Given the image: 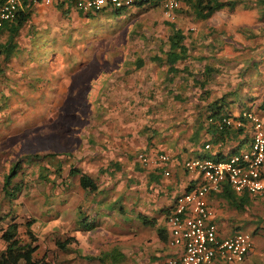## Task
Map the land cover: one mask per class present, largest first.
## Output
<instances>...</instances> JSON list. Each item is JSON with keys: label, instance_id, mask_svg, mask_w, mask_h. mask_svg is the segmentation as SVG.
I'll use <instances>...</instances> for the list:
<instances>
[{"label": "rangeland", "instance_id": "374dc122", "mask_svg": "<svg viewBox=\"0 0 264 264\" xmlns=\"http://www.w3.org/2000/svg\"><path fill=\"white\" fill-rule=\"evenodd\" d=\"M233 3L234 7L224 6L203 21L193 19L189 13L179 9L174 19H167L158 6L151 5L143 8L129 6L119 16L109 12L85 17L70 13L61 16L54 9V15H44L39 22L34 20V39L28 59L29 62L34 61V66H31L34 78L30 79L33 84H29L28 79L13 81L17 76L10 75V81L5 82L6 86L3 83L0 89V92L6 91L0 96V166L5 174L14 170L6 189L14 191L13 185L18 188L13 198L4 196L0 188V215L5 216V212L10 211L17 223L16 235L22 240L27 239L23 222L32 218L29 228L38 237V248L33 255L39 258L44 254L39 264H52L62 251L53 245L51 236L61 237L70 210L67 208L65 217L62 203L65 193L53 192L64 184L77 182L76 175L70 177L67 169L71 165L78 168V164L62 155L84 137L85 124L92 126L101 119L96 111L104 90L97 82L98 77L117 65H133L138 57L143 61L141 70L146 75L150 71L154 73L156 66L149 55L165 41L168 33L165 21L175 20L193 34L202 30L212 33L222 46L220 53L229 57L238 52L236 49L252 54L259 62L246 67L244 74L232 75L230 79H236L238 84L233 83V86L242 96L254 98L252 103L264 97V13L259 20L256 16L260 11L258 4L238 9L240 1ZM43 10L34 6V9H29V15L35 18L48 11L47 7ZM223 39L233 40L236 49L231 51L232 47ZM232 69L235 73L237 68L234 70L231 66L229 71ZM221 75V82L229 78L224 73ZM46 91L53 92V97L58 98L56 104L52 105L51 94ZM232 110L234 113L235 107ZM255 112L264 122V107ZM53 151L57 153L49 154ZM140 151L143 150L133 153L135 161V155ZM33 153L38 155V159L30 157ZM14 198L16 202L12 201ZM212 204L223 215L222 223L226 219L229 223H240L245 231L251 233L253 248L242 264H264V197L252 198L240 210L218 198L213 199ZM79 214L76 212L78 217ZM154 215L158 216L159 212L155 211ZM11 225L10 217L0 221L4 229L11 231ZM52 225L59 228L55 235L49 236Z\"/></svg>", "mask_w": 264, "mask_h": 264}, {"label": "crops", "instance_id": "0c3cea01", "mask_svg": "<svg viewBox=\"0 0 264 264\" xmlns=\"http://www.w3.org/2000/svg\"><path fill=\"white\" fill-rule=\"evenodd\" d=\"M40 5L32 2L28 9L39 6L41 11H45L44 7L48 11L35 18L34 15L29 16L17 35V54L0 65V89L3 83L6 86L5 82L10 81V75L17 76L13 81L28 79L29 84H33L30 79L34 78V68L31 67L34 61L28 60L31 50L28 45L34 39V20L39 22L44 15H54L52 11L55 9L51 5H43V8ZM68 13L82 16L100 12L71 9ZM229 68L227 73H222L230 77L235 73ZM98 78L97 82L104 90L96 111L101 119L93 126L85 124L84 137L62 155L74 159L78 168L95 181L96 188H82L76 182L64 184L53 192L65 193L62 202L64 216L67 217V208L70 212L59 239L51 236L59 227H49L48 235L53 239V245L67 239L65 246L60 248L61 256L58 254L52 264H162L171 249L164 228L165 210L161 207L170 205L173 195L183 189L187 181L188 175L181 166V159L195 156L200 151L197 143L201 138H207L201 129L197 139L190 143L198 124L195 117L199 109L198 100L192 97V90L188 100L173 98L175 91L168 89L176 86L174 82H165L155 71L146 75L141 67L134 68V65H117ZM215 88L213 94H219L225 89L224 81ZM2 93L6 91L0 92V96ZM47 94H51L52 105L56 104L58 98L53 97V92L48 91ZM144 125L149 127L146 132L141 131ZM136 150L169 154L171 159L164 166L170 169V173L163 175L158 166L143 167L134 159ZM155 169L159 172L155 171L158 177L151 178ZM4 174L0 166V188ZM12 201L16 202L15 198ZM155 211L159 212L158 216L154 215ZM139 215L154 220L155 224L150 226L140 222ZM102 253L109 254L99 260L97 257Z\"/></svg>", "mask_w": 264, "mask_h": 264}, {"label": "trees", "instance_id": "16d2710c", "mask_svg": "<svg viewBox=\"0 0 264 264\" xmlns=\"http://www.w3.org/2000/svg\"><path fill=\"white\" fill-rule=\"evenodd\" d=\"M235 0H183L182 5L178 11H184L189 13L193 19L206 20L208 19L213 12L216 10L228 6L234 7ZM239 8H246L248 5L258 4L260 7L259 13L256 15L257 18L262 19L264 13V0H239ZM2 2V0H0ZM31 4L30 0H20V6L16 10L14 16L10 19H6L0 22V65L5 64L9 59L16 55L18 52L17 44V35L21 26L29 18V5ZM56 10L61 12V16L68 13L71 9L77 10L73 7L70 0H55L50 4ZM148 5L157 6L155 4H147L138 2L133 6L143 8ZM128 7H113V8H101L97 12L102 13H112L115 16L122 14ZM83 17L88 15H82ZM168 33L166 34L165 41L162 44L157 46V49L149 55L150 61H153L155 66V72L160 77L162 76L165 82L176 85L175 87H170L169 91L173 92V98L178 100H188L190 98V93L188 89L192 90V97L195 96L198 100L196 103L199 105V109L195 117L198 118L197 127L192 132L190 137V143H193L197 139L198 133L203 129L204 136H207L210 146L214 149V157H221L223 155L222 149L226 143V140L234 139L236 136L245 129L243 125L235 126L231 121L230 123H225L222 121V117H230L232 119H240L242 122H245V116L241 113L244 110L258 111L261 107H264V97L259 98L255 103H252V96L245 95L242 96L237 87H234L233 83L235 78L230 79V77L224 81L225 89L221 90L219 94H213L215 86H218L220 81V75L222 72L227 73V69L230 66L237 68L235 71V76H239L242 72H246V67L249 65L255 66L259 61H255L253 55L250 53H242V50L236 49L233 40L222 41L231 46V51L237 50L238 52L235 55H228L220 53L221 49L219 42L216 40L217 36H214L208 31H197L193 34V31H189L187 28H182L175 20L165 21ZM211 28V27H210ZM195 46L198 48H195ZM31 48V44L28 45ZM203 48V49H201ZM245 47L243 46L242 49ZM196 52V53H195ZM30 53V52H28ZM27 53V54H28ZM134 68H138L143 65L141 57L135 59ZM262 59L260 58V61ZM227 63V65H226ZM229 63V64H228ZM243 68V69H242ZM2 68L0 67V70ZM239 69H242L241 71ZM227 71V72H226ZM177 79V80H176ZM240 80V79H238ZM179 84V85H177ZM238 84V82L236 83ZM104 96V95H102ZM105 96L107 94L105 93ZM236 105V106H235ZM98 107V106H97ZM235 107V112L233 113L232 108ZM98 123V122H97ZM96 123V124H97ZM95 124V125H96ZM93 126V125H92ZM149 127L144 125L141 128L142 132H146ZM150 137L152 136L149 135ZM204 139H200V142L197 143L200 147L195 156H213L210 155L207 151H202ZM234 149L233 151H235ZM57 152H50L49 154H56ZM43 156V155H42ZM41 156V158H43ZM31 158L38 159V155L33 153L30 155ZM114 162H112L113 164ZM115 164V167H118ZM111 165V164H110ZM158 169V168H157ZM159 172L155 169L152 172L151 178H157ZM69 175H77V183L82 188H88L89 190H94L96 188L95 181L82 172L79 168L71 165L67 169ZM14 174V170L11 169L6 174L3 175L1 190L4 196L13 198L16 195L17 187L13 185L14 191L7 190L6 186L10 182V177ZM261 197L257 194H250L246 191H236L228 182L223 181L220 183V186L216 190H211L208 193V199L210 204H212L213 199L218 198L222 199L228 205L240 210L244 208L252 198ZM169 205L166 207H161L163 210H168ZM10 217V223L13 229L7 230L4 227L0 226V264H35L42 263L44 259V254L36 258L33 253L36 250L38 244L36 243L37 236L29 228V223L32 220L31 217L24 220L23 232L25 233L27 239L22 240L16 235L17 223L14 222V217L11 215L10 211L5 212V216L0 215V221L2 219ZM141 221L145 224L153 226L155 221L148 219L144 215H139ZM216 222L221 226H224L226 231L232 232L235 230H244L240 223H229L226 219V222L222 223L223 215L216 210L215 216ZM164 226V225H163ZM165 228V226H164ZM166 230V229H165ZM252 232H255L254 229ZM252 238L250 232H248ZM67 243V239L63 241H56V246L63 248ZM253 244V241H252ZM109 253H102V256L99 255L97 258L102 260L103 256H106ZM221 264H230V263H221Z\"/></svg>", "mask_w": 264, "mask_h": 264}, {"label": "built area", "instance_id": "2783aa9c", "mask_svg": "<svg viewBox=\"0 0 264 264\" xmlns=\"http://www.w3.org/2000/svg\"><path fill=\"white\" fill-rule=\"evenodd\" d=\"M31 3L50 5L55 0H30ZM75 9L89 12L101 8L129 7L141 2L160 7L163 16L174 19L183 0H70ZM20 0L0 2V22L14 16ZM246 121L222 117V121L245 128L239 136L226 140L221 157H214L208 138L202 151L213 156H193L181 159L187 173L183 189L173 195L172 203L164 212V223L171 251L162 264H242L253 244L245 230L226 231L216 222V210L210 204L208 193L223 181L236 191H246L264 197V122L256 112L244 110ZM236 149L235 151H233ZM137 161L144 167L158 166L163 175L171 157L166 152H137Z\"/></svg>", "mask_w": 264, "mask_h": 264}]
</instances>
